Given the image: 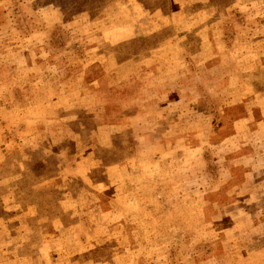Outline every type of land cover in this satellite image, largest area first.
<instances>
[{
  "label": "rangeland",
  "instance_id": "obj_1",
  "mask_svg": "<svg viewBox=\"0 0 264 264\" xmlns=\"http://www.w3.org/2000/svg\"><path fill=\"white\" fill-rule=\"evenodd\" d=\"M0 264H264V0H0Z\"/></svg>",
  "mask_w": 264,
  "mask_h": 264
},
{
  "label": "crops",
  "instance_id": "obj_2",
  "mask_svg": "<svg viewBox=\"0 0 264 264\" xmlns=\"http://www.w3.org/2000/svg\"><path fill=\"white\" fill-rule=\"evenodd\" d=\"M128 23H129L128 26H124L123 24H122V27L118 24L112 26L113 28L110 29L107 32V34L105 32L102 33V39L105 42H109L112 46H116L123 41L129 40L131 38H135L138 35L137 34L138 29L136 32L135 31L136 26L134 25V22H131L130 20H128ZM139 26H137V28H139ZM171 48H175L177 54L179 53V50L180 52L183 51L182 47L179 45L174 46L170 43L160 44V46L155 49L154 53L147 55L145 58L138 59V60H130L124 63L123 65H121L118 71L115 70L116 75L119 76L118 79L121 80V78L125 76L120 72L124 67L134 68V70L129 72L128 74L135 75L137 77L136 82H141L142 81L141 77L142 78L149 77V76L159 77L161 75L163 76V75L168 74V72L166 71L162 72L161 69L167 68L163 63L164 58L167 57L164 54L166 50L168 51V49H171ZM177 57L179 56L177 55ZM153 67H154L153 71L147 72L148 69H151ZM144 71H146L147 74H144ZM99 135H100V132H99ZM103 136L105 138V135ZM104 145H107V144L104 143Z\"/></svg>",
  "mask_w": 264,
  "mask_h": 264
}]
</instances>
